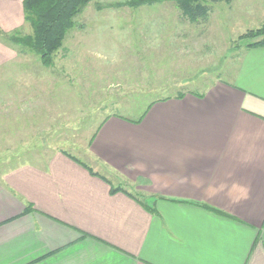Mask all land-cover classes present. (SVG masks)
I'll return each instance as SVG.
<instances>
[{
  "label": "crops",
  "instance_id": "obj_1",
  "mask_svg": "<svg viewBox=\"0 0 264 264\" xmlns=\"http://www.w3.org/2000/svg\"><path fill=\"white\" fill-rule=\"evenodd\" d=\"M24 1L0 0V131L10 134L62 116L48 104L56 76L2 36L31 33ZM147 108L141 122L102 115L88 161L49 145L2 173L0 264H264V47L240 50L229 78L204 92Z\"/></svg>",
  "mask_w": 264,
  "mask_h": 264
},
{
  "label": "rangeland",
  "instance_id": "obj_2",
  "mask_svg": "<svg viewBox=\"0 0 264 264\" xmlns=\"http://www.w3.org/2000/svg\"><path fill=\"white\" fill-rule=\"evenodd\" d=\"M98 1L110 0H92L76 17L54 63H39L40 69L56 76L53 83L47 80L54 86L47 97L61 118L52 125L12 127V134L1 128L0 176L20 162L34 160V154L49 145L65 146L88 161L83 151L102 115L138 119L153 100L179 91L204 92L217 79L229 78L244 49L236 47L239 36L264 21V0L208 2L209 19L197 23L184 17L173 0L96 11ZM112 3L118 2L104 6ZM85 24L90 33L93 30L90 37H82L80 26ZM73 49L68 60L60 58L62 51ZM60 133L63 138L75 134L77 140L66 146L54 139Z\"/></svg>",
  "mask_w": 264,
  "mask_h": 264
},
{
  "label": "trees",
  "instance_id": "obj_3",
  "mask_svg": "<svg viewBox=\"0 0 264 264\" xmlns=\"http://www.w3.org/2000/svg\"><path fill=\"white\" fill-rule=\"evenodd\" d=\"M92 0H25V20L31 27L30 34H23L16 30L10 34H2L8 43L23 46L36 51L44 65H52L56 52L64 45L69 33L76 26V17ZM160 0H128L109 5H100L99 8L114 6L138 7L145 4L156 3ZM181 10L184 17L193 23L207 21L211 6L208 2L231 3V0H173ZM236 44L238 49L264 47V21L257 28L250 29L240 35ZM246 42V43H244ZM183 96V93L178 97ZM149 108L136 122H141ZM94 174H97L94 172ZM123 190L122 187H113L112 191Z\"/></svg>",
  "mask_w": 264,
  "mask_h": 264
}]
</instances>
